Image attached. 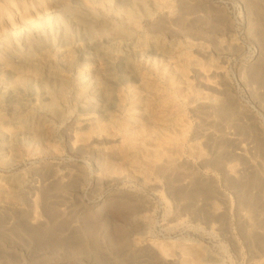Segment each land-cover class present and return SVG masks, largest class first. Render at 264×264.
<instances>
[{"label": "rangeland", "instance_id": "374dc122", "mask_svg": "<svg viewBox=\"0 0 264 264\" xmlns=\"http://www.w3.org/2000/svg\"><path fill=\"white\" fill-rule=\"evenodd\" d=\"M131 1L140 31L161 34L175 54L171 64L141 66L172 98L166 103L156 90L158 121L131 130L162 160L141 178L113 154L104 158L103 148L91 153L73 143L81 129L70 92L59 116L45 120L54 143H19L23 121L52 101L42 76L10 67L0 86L29 88L11 98L14 113L0 111V264H264V5ZM128 2L38 0L29 12L56 5L12 32L37 25L43 32L28 53L33 64L56 67L75 58L77 43L87 48L88 39H77L86 26L74 20L94 15L124 26ZM58 29L62 55L50 52ZM165 64L181 69L172 82L157 73ZM1 92L7 108L10 96ZM130 102L120 116L138 117ZM61 131L71 135L69 146Z\"/></svg>", "mask_w": 264, "mask_h": 264}, {"label": "bare ground", "instance_id": "6f19581e", "mask_svg": "<svg viewBox=\"0 0 264 264\" xmlns=\"http://www.w3.org/2000/svg\"><path fill=\"white\" fill-rule=\"evenodd\" d=\"M37 1L0 0V35L3 34V38L0 36V76L4 72L11 74L10 67L28 72L33 79H37L34 76H42L46 82L45 91L51 96L52 101L34 109L30 117L23 121L24 136L19 143L31 148L53 144L50 126L45 120L59 116L61 103L65 95L70 92L78 105V113L73 123L78 130L81 129L78 135L73 136V143L79 144L91 153L97 149L101 151L100 148H103L104 158L113 154L115 158L125 162L131 173H136L141 178L147 176L143 170H149L157 161L162 160V155L147 148L150 144L149 139L143 138L138 133L133 134L131 130L138 124L146 128V125L158 121L160 110L159 99L154 97L156 90H159V98L166 103L172 96L166 85L158 88L154 79L149 78L148 73L142 70L141 66H152L157 61L171 64V60L175 58L174 50L167 45L161 34L156 32L147 34L140 31V18L135 16L136 13L131 8L136 1L129 0L124 26L116 27L110 18L95 19L94 15L79 17L74 23L86 27L78 31L77 39L79 41L88 39L85 44L87 48L83 49L77 43L74 45L75 58L70 61L61 59L56 67L47 65L43 60L33 64L35 59L28 50L39 42L43 31L39 30L37 25L25 27L22 36L12 30L27 25L31 19L40 20L39 16L44 14L46 9L56 5L53 3L46 9L36 10L35 13L29 12V7L32 8ZM259 1L264 5V0ZM101 4L102 2L99 1L100 8ZM29 32L35 35L31 36ZM63 38L62 29L56 30L53 39L50 40L52 54L62 55L66 52V49L58 45L63 42ZM60 58L62 57L58 59ZM180 72L181 69L177 67L173 72L166 64L157 71L163 80H167L166 82H172L175 74ZM26 77L30 78L28 75ZM19 86L21 87L0 86L1 93L5 94V97L10 96L7 108L4 106L6 104H3L5 100L2 104L0 101V111L10 110L14 113L15 104L11 98L21 90L25 92L29 88L28 85ZM127 100L131 101V107L138 110V117L129 114L120 116ZM163 120L166 122L167 118ZM61 134L65 146H69L71 135L63 131ZM179 143H181L179 140L175 142L177 146L180 145ZM5 144L8 147H15L11 140L6 141ZM143 156L145 164L143 172H136L135 161Z\"/></svg>", "mask_w": 264, "mask_h": 264}]
</instances>
